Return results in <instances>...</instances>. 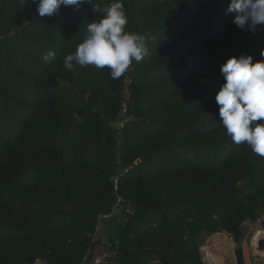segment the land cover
Segmentation results:
<instances>
[{
	"label": "trees",
	"instance_id": "1",
	"mask_svg": "<svg viewBox=\"0 0 264 264\" xmlns=\"http://www.w3.org/2000/svg\"><path fill=\"white\" fill-rule=\"evenodd\" d=\"M111 2L41 17L0 0V264H79L116 176L135 211L107 226L115 264H202L204 235L264 214V157L233 142L215 101L230 56L264 59V26L237 27L230 0H122L150 55L127 68L143 120L118 130L126 71L63 63Z\"/></svg>",
	"mask_w": 264,
	"mask_h": 264
},
{
	"label": "clouds",
	"instance_id": "2",
	"mask_svg": "<svg viewBox=\"0 0 264 264\" xmlns=\"http://www.w3.org/2000/svg\"><path fill=\"white\" fill-rule=\"evenodd\" d=\"M32 2L39 16L44 17L58 13L61 7L79 10L92 0ZM93 10L100 12L101 17L87 25L83 41L74 53L64 57L63 63L68 70H72L74 64L107 66L112 78H119L133 59L141 61L150 55L149 50L143 36L125 30L128 17L122 0H112L105 9L93 4ZM226 13H235L233 23L253 34L258 26H264V0H230ZM54 55L49 50L43 59L47 62ZM260 56L264 58V48ZM220 71L224 82L215 101L223 127L234 143H246L255 154L264 157V59L254 61L250 54L233 55L221 64Z\"/></svg>",
	"mask_w": 264,
	"mask_h": 264
},
{
	"label": "built area",
	"instance_id": "3",
	"mask_svg": "<svg viewBox=\"0 0 264 264\" xmlns=\"http://www.w3.org/2000/svg\"><path fill=\"white\" fill-rule=\"evenodd\" d=\"M132 104V77L130 72L126 70L121 81V91L119 99V111L116 117V127L118 130L130 122H141L142 117L131 112L130 107ZM139 164V160L135 159L126 168L120 169V173H128ZM114 192L117 188V176L113 179ZM133 206L124 198L117 194V202L113 211L109 216H100L97 219L95 231L91 236V242L87 247L79 264H115L114 253L110 244V239L107 235L106 218H114L120 220L124 215H131L134 213ZM264 214H261L255 220L249 222L250 233L252 237L258 227L263 225ZM261 236L258 237V239ZM34 264H44L43 260H36ZM214 264V262H212Z\"/></svg>",
	"mask_w": 264,
	"mask_h": 264
},
{
	"label": "crops",
	"instance_id": "4",
	"mask_svg": "<svg viewBox=\"0 0 264 264\" xmlns=\"http://www.w3.org/2000/svg\"><path fill=\"white\" fill-rule=\"evenodd\" d=\"M160 72H151L149 80L157 77ZM116 219L106 220V226H113ZM108 221V222H107ZM264 221V220H263ZM249 222L243 223L241 236H234L226 232H215L203 236L200 245L202 264H235L236 250L240 249L244 264H264V245L258 247L250 233ZM264 227V224L262 225ZM264 238V236H261ZM217 260V261H216ZM262 261L259 263V261Z\"/></svg>",
	"mask_w": 264,
	"mask_h": 264
},
{
	"label": "water",
	"instance_id": "5",
	"mask_svg": "<svg viewBox=\"0 0 264 264\" xmlns=\"http://www.w3.org/2000/svg\"><path fill=\"white\" fill-rule=\"evenodd\" d=\"M33 12H31L32 14ZM117 202V194L116 192H112L103 202L102 206L100 207V209L98 210V214L100 216H109L111 214V212L114 209V206ZM234 236H241L242 235V230L241 228L238 229L237 231L234 232L233 234ZM257 246L258 247H262L264 245V238L260 237L259 239H257ZM235 264H244L243 262V256L241 254V250L237 249L236 250V263Z\"/></svg>",
	"mask_w": 264,
	"mask_h": 264
},
{
	"label": "bare ground",
	"instance_id": "6",
	"mask_svg": "<svg viewBox=\"0 0 264 264\" xmlns=\"http://www.w3.org/2000/svg\"><path fill=\"white\" fill-rule=\"evenodd\" d=\"M259 236H264V227L263 226L258 227L256 232L253 235V240H254L255 243H256V241H257Z\"/></svg>",
	"mask_w": 264,
	"mask_h": 264
},
{
	"label": "rangeland",
	"instance_id": "7",
	"mask_svg": "<svg viewBox=\"0 0 264 264\" xmlns=\"http://www.w3.org/2000/svg\"><path fill=\"white\" fill-rule=\"evenodd\" d=\"M38 19V18H37ZM2 42V44H6L5 43V41H1ZM7 51H9V50H7ZM202 122H203V118H202ZM108 219H110L109 217L108 218H106V220H108ZM108 222V221H107ZM113 222V221H112ZM246 222H249V221H246ZM253 238V237H252ZM257 244V242L255 243V245ZM260 262H262L261 260L259 261V263Z\"/></svg>",
	"mask_w": 264,
	"mask_h": 264
}]
</instances>
